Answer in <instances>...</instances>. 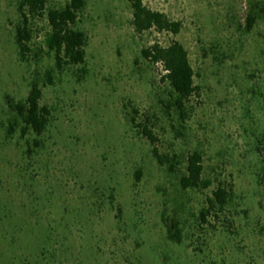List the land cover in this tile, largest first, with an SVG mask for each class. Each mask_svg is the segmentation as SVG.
I'll return each mask as SVG.
<instances>
[{"label":"rangeland","instance_id":"obj_1","mask_svg":"<svg viewBox=\"0 0 264 264\" xmlns=\"http://www.w3.org/2000/svg\"><path fill=\"white\" fill-rule=\"evenodd\" d=\"M19 1L0 0V264H264V0H145L183 22L177 36L136 33L126 0H86L77 25L88 37L86 62L62 72L53 55L20 57ZM43 26L36 23L34 40L42 46ZM174 40L187 49L202 88L185 119L167 111L162 68L142 56ZM47 71L53 83L43 87L41 104L51 123L30 159L20 131L6 138L7 98L25 100L30 82L43 86ZM134 109L138 122L151 119L160 153L182 157L177 174L154 159L130 122ZM196 149L212 186L184 192L179 178ZM220 185L232 188V200L203 224L200 211ZM173 218L181 222L180 244L168 239ZM48 229L58 234L51 245Z\"/></svg>","mask_w":264,"mask_h":264},{"label":"trees","instance_id":"obj_2","mask_svg":"<svg viewBox=\"0 0 264 264\" xmlns=\"http://www.w3.org/2000/svg\"><path fill=\"white\" fill-rule=\"evenodd\" d=\"M132 10V25L138 34L154 31L159 34L167 33L177 36L183 29L182 21L171 20L165 13L149 8L145 0H126ZM86 0H70L63 8L49 6V0H20L18 2V14L20 22L16 26L15 43L19 55L27 62L28 57L34 52V56L53 55L55 68L62 72L70 66L84 65L86 62L85 48L88 37L85 32L77 28L79 17L86 7ZM257 21V16H250L247 23V31H251ZM44 23L46 30L43 46L34 42L36 35V23ZM47 28V29H46ZM217 59L227 58L225 52L215 51ZM142 56L153 66L162 68L160 81L167 84L171 91V101L163 104L169 112L171 108L179 114L181 119L188 116L191 102L201 97V86L195 82L196 72L190 61L189 53L182 43L172 41L164 46L160 43L143 49ZM45 83L35 78L30 82L28 96L23 101H15L7 98V105L11 114L6 138L10 141L20 131V139L26 140L24 154L31 157L43 146L40 138L47 132L51 123V110L48 106H42L43 87L46 83H53L51 71L45 73ZM169 114V113H168ZM131 124L141 129V134L152 145V155L159 166L166 167L169 174H177L183 164L182 157L173 153H160L157 144L158 137L153 132V124L147 116L138 122L139 111L134 109L129 114ZM33 137L30 141L29 138ZM204 157L200 150H194L185 158V171L179 178V186L182 191L207 190L212 186V181L204 176ZM142 171H137L136 179L142 178ZM232 188L218 186L213 191L212 197L207 199V206L200 211V219L203 224H209V217L217 211H223L232 200ZM164 220V219H163ZM165 223L167 222L164 220ZM167 223L168 239L174 243H182L181 222L173 218ZM47 230L46 245H51L58 234ZM55 231V230H54ZM55 236V237H54ZM54 239V241L56 240ZM47 249H41V254L47 257ZM49 260L54 254L48 253Z\"/></svg>","mask_w":264,"mask_h":264}]
</instances>
